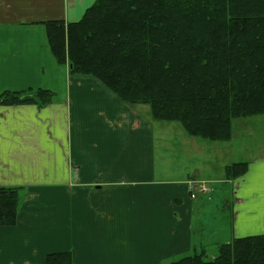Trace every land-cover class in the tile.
<instances>
[{"label": "crops", "instance_id": "0c3cea01", "mask_svg": "<svg viewBox=\"0 0 264 264\" xmlns=\"http://www.w3.org/2000/svg\"><path fill=\"white\" fill-rule=\"evenodd\" d=\"M95 1L0 0V94L54 93L44 105L0 103V187L21 194L16 224L0 226V264H45L63 251L75 264H171L206 236L205 201L188 189L202 170L169 179L151 108L71 74L52 53L44 22L78 21ZM234 162L249 169L228 179L238 212L227 242L264 232V154L225 168Z\"/></svg>", "mask_w": 264, "mask_h": 264}, {"label": "trees", "instance_id": "16d2710c", "mask_svg": "<svg viewBox=\"0 0 264 264\" xmlns=\"http://www.w3.org/2000/svg\"><path fill=\"white\" fill-rule=\"evenodd\" d=\"M57 62L97 78L129 104H146L161 121L193 137L228 141L233 119L264 114V0H96L83 17L44 22ZM5 91L4 105L48 104L54 93ZM249 169L226 167L227 179ZM20 189L0 187V226L17 222ZM45 264H75L73 251ZM171 264H264V234L233 238L218 255Z\"/></svg>", "mask_w": 264, "mask_h": 264}, {"label": "rangeland", "instance_id": "374dc122", "mask_svg": "<svg viewBox=\"0 0 264 264\" xmlns=\"http://www.w3.org/2000/svg\"><path fill=\"white\" fill-rule=\"evenodd\" d=\"M143 106L152 116L150 107L148 105ZM158 121L163 128H158L157 150L165 156L168 155L165 161L169 165L170 172L167 176L174 175L169 179L179 178L183 172V178H187L189 174L194 176L195 170L201 169L202 177H195L192 180L199 183L205 181L210 188L213 185L215 189L214 193L209 194L212 195L210 199L209 195L204 196L201 192L197 194L199 198L195 200L199 203H201L200 200L205 201L202 203L203 208L199 211V217L207 228L204 231L206 236H203L202 239L199 236L195 240L196 252L195 250L183 252L175 259L200 253L204 250L206 259L210 260L216 255V244L227 242L232 237V228L238 212V207L236 209L232 207L235 193L232 184L226 178L224 163L245 161L264 154V114L234 118L232 143H229L230 140L210 141L193 137L185 131L179 122ZM188 168L189 170H186ZM217 204L219 207L216 206ZM196 226L200 227V225ZM210 233L213 237L209 236ZM216 233L222 236L224 240L217 242ZM258 234H264V232ZM252 235H257V233ZM217 251L219 252V249Z\"/></svg>", "mask_w": 264, "mask_h": 264}, {"label": "built area", "instance_id": "2783aa9c", "mask_svg": "<svg viewBox=\"0 0 264 264\" xmlns=\"http://www.w3.org/2000/svg\"><path fill=\"white\" fill-rule=\"evenodd\" d=\"M208 185L205 181L199 183L195 180H190L188 183V189L192 197H196L198 193H206L208 191Z\"/></svg>", "mask_w": 264, "mask_h": 264}]
</instances>
